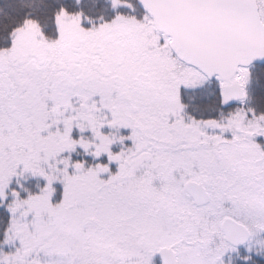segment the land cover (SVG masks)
Wrapping results in <instances>:
<instances>
[{"label":"snow or ice","instance_id":"snow-or-ice-1","mask_svg":"<svg viewBox=\"0 0 264 264\" xmlns=\"http://www.w3.org/2000/svg\"><path fill=\"white\" fill-rule=\"evenodd\" d=\"M0 264H264V0H0Z\"/></svg>","mask_w":264,"mask_h":264}]
</instances>
